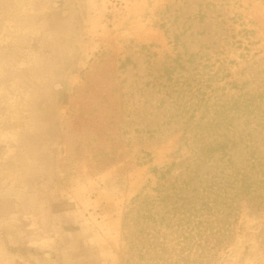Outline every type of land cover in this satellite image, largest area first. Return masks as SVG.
<instances>
[{
  "label": "rangeland",
  "instance_id": "1",
  "mask_svg": "<svg viewBox=\"0 0 264 264\" xmlns=\"http://www.w3.org/2000/svg\"><path fill=\"white\" fill-rule=\"evenodd\" d=\"M262 91L264 0H0V264H264V211L211 247L171 187L189 132Z\"/></svg>",
  "mask_w": 264,
  "mask_h": 264
},
{
  "label": "trees",
  "instance_id": "2",
  "mask_svg": "<svg viewBox=\"0 0 264 264\" xmlns=\"http://www.w3.org/2000/svg\"><path fill=\"white\" fill-rule=\"evenodd\" d=\"M218 106L221 112L205 123L199 122L189 132L187 144L191 155L186 158L183 172L171 185L173 193L191 190L205 195L200 206L202 211H211L213 219L208 224L199 219L203 216V212H199L202 215L198 214L196 224H201L199 232L210 229L211 247L229 240L232 221L236 220L232 216L239 211L242 202L253 212L264 211V91L230 98ZM204 164H209L210 172L205 170L198 176ZM164 177L162 173L159 178ZM196 177L199 178L198 188L192 187ZM158 185L159 191L170 187V184ZM207 244V241L199 243L197 264L205 262L203 247Z\"/></svg>",
  "mask_w": 264,
  "mask_h": 264
}]
</instances>
